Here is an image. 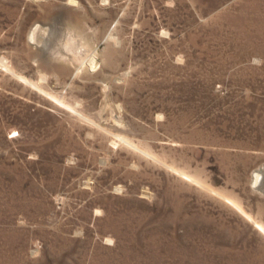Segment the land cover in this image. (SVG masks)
Segmentation results:
<instances>
[{"label":"rangeland","instance_id":"rangeland-1","mask_svg":"<svg viewBox=\"0 0 264 264\" xmlns=\"http://www.w3.org/2000/svg\"><path fill=\"white\" fill-rule=\"evenodd\" d=\"M262 229L264 0H0V264H264Z\"/></svg>","mask_w":264,"mask_h":264},{"label":"bare ground","instance_id":"bare-ground-1","mask_svg":"<svg viewBox=\"0 0 264 264\" xmlns=\"http://www.w3.org/2000/svg\"><path fill=\"white\" fill-rule=\"evenodd\" d=\"M40 30V26H39V24H36L33 28H32V30L30 31V34H29V39H30V42H32V44L34 45V46H36V43H37V39H38V35H37V33H38V31ZM39 40V39H38ZM40 47V46H39ZM45 47H43V49H44ZM46 53V52H45ZM93 63V62H92ZM256 178V177H255Z\"/></svg>","mask_w":264,"mask_h":264},{"label":"snow or ice","instance_id":"snow-or-ice-1","mask_svg":"<svg viewBox=\"0 0 264 264\" xmlns=\"http://www.w3.org/2000/svg\"><path fill=\"white\" fill-rule=\"evenodd\" d=\"M262 230H264V229H262Z\"/></svg>","mask_w":264,"mask_h":264}]
</instances>
